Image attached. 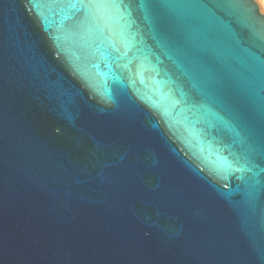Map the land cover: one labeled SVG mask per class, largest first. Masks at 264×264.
Masks as SVG:
<instances>
[{"label": "water", "instance_id": "water-1", "mask_svg": "<svg viewBox=\"0 0 264 264\" xmlns=\"http://www.w3.org/2000/svg\"><path fill=\"white\" fill-rule=\"evenodd\" d=\"M116 2L0 0V264H264L259 4Z\"/></svg>", "mask_w": 264, "mask_h": 264}, {"label": "snow or ice", "instance_id": "snow-or-ice-1", "mask_svg": "<svg viewBox=\"0 0 264 264\" xmlns=\"http://www.w3.org/2000/svg\"><path fill=\"white\" fill-rule=\"evenodd\" d=\"M78 2L81 8L88 9V10H91L93 8L106 9L109 7L118 6L116 0H87V2H84V0H78ZM71 6L76 7V4H72ZM234 6L242 7V5L238 2V0H236Z\"/></svg>", "mask_w": 264, "mask_h": 264}, {"label": "bare ground", "instance_id": "bare-ground-1", "mask_svg": "<svg viewBox=\"0 0 264 264\" xmlns=\"http://www.w3.org/2000/svg\"><path fill=\"white\" fill-rule=\"evenodd\" d=\"M259 4L261 12L264 14V0H256Z\"/></svg>", "mask_w": 264, "mask_h": 264}]
</instances>
